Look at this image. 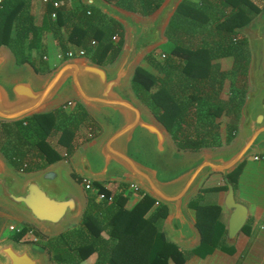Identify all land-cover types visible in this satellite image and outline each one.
<instances>
[{"label":"trees","instance_id":"obj_1","mask_svg":"<svg viewBox=\"0 0 264 264\" xmlns=\"http://www.w3.org/2000/svg\"><path fill=\"white\" fill-rule=\"evenodd\" d=\"M30 1L3 0L0 7V46L10 49L18 65L32 64L29 50L37 45L42 32L34 21ZM107 1L148 16L163 0ZM263 5L264 0H182L165 30L168 48L146 54L135 68L130 82L134 96L166 128L177 150L197 152L227 145L235 137L249 62L247 39L238 29ZM54 11L56 18L52 20L49 14ZM67 20L63 8L54 9L46 3L45 26L54 29L59 40L58 28L64 25L68 29V44L61 42L62 49L68 45L85 48L90 60L102 65L117 59L124 44L121 23L83 4L76 18ZM115 34L118 39L113 41ZM223 57L232 58V70L244 82L238 93L227 99L221 89L230 71L221 70L218 60ZM34 70L39 71L35 66ZM64 106L15 122L0 121V153L14 170L31 172L68 158L81 143L98 134L96 123L80 103L69 111ZM81 127L85 132L79 138ZM238 169L228 174L234 188ZM72 176L82 181L75 173ZM94 185L113 200L108 203L98 200L96 193H87L77 226L54 237L34 229L38 235L34 243L51 262L79 264L95 253L93 264H183L191 254H206L220 242L223 225L217 204L190 201L201 242L196 250L188 251L165 238L161 230L167 214L165 205L139 191L138 200L126 207L125 184L117 185V193L101 183ZM29 229L32 227L24 225L11 237L20 241Z\"/></svg>","mask_w":264,"mask_h":264},{"label":"water","instance_id":"obj_2","mask_svg":"<svg viewBox=\"0 0 264 264\" xmlns=\"http://www.w3.org/2000/svg\"><path fill=\"white\" fill-rule=\"evenodd\" d=\"M83 1L123 26L124 44L117 59L102 65L88 56L67 58L40 78L24 66L28 62L17 67L10 49L1 45L0 121L15 122L77 101L88 115L101 117L104 130L81 143L69 158L31 172L14 170L0 153V212L10 211L41 234L53 237L77 223L86 205L83 185L69 175L71 170L93 182L120 178L165 205L170 242L191 249L200 244L201 233L187 212L190 199L209 173L222 172L227 186L223 203L229 210L225 240L233 243L249 212L236 201L228 174L250 154H264V13L260 11L238 29L248 44L249 89L240 109L234 145L197 152L175 149L189 156L173 161L175 145L169 132L134 96L130 82L144 56L168 41L166 27L182 0H163L148 16L107 0ZM3 224L0 217V235ZM47 261L51 262L47 253L34 242L6 236L0 239V264Z\"/></svg>","mask_w":264,"mask_h":264},{"label":"crops","instance_id":"obj_3","mask_svg":"<svg viewBox=\"0 0 264 264\" xmlns=\"http://www.w3.org/2000/svg\"><path fill=\"white\" fill-rule=\"evenodd\" d=\"M55 1H58L60 3L58 8H63V13L67 18H69V20H73L76 18V14H78L81 4L87 7H94L85 3L83 0H55ZM45 9H46V4L38 0L30 1V10L31 13L33 14L34 21L36 25L41 27L42 32L40 33V38L39 41L37 42V45L29 50L30 60L32 61V64L28 63V64H24V66L27 65L31 67L32 70H34V66L38 68L39 71L37 72L34 70V72L35 75L40 78L46 76L51 70L57 67L64 59H66V58H60L59 54H63L67 49L78 48V47H73L71 45H68L66 49H62L60 47L61 42L68 44L67 43L68 29L64 25H61L58 28L59 31L58 35L61 38V40H59V38H56V36L54 35V29L50 30L44 24ZM260 11L264 13V5L261 7ZM49 16L52 20H55L54 18L51 17V13L49 14ZM165 44H168V41ZM230 58L231 57H223L218 60L222 65V69L226 70V67H223L225 66L224 63L228 65V68L230 64H232ZM142 61L143 59L140 61V63ZM17 67H22V65H19ZM245 79H246V75H245ZM248 89L249 87L247 86L246 90ZM223 95L224 93H222V96ZM72 102H73L71 104L72 106H74L75 103H78L77 101H72ZM63 105H66V103ZM72 106H69V109L70 107L73 108ZM89 117L97 125V129H96L98 131L97 135L102 133V131L104 130L103 128L104 126L101 117L100 116L98 117L97 115H93V114L92 115L90 114ZM97 135H95L94 137H96ZM231 143L227 145H221L219 147L224 148L229 146ZM216 148L218 147H215L214 149ZM72 155L73 153L70 156ZM255 156H257L258 158L255 159ZM237 168L239 169L236 176V187L234 188V197L236 201L242 203L248 208L249 215L247 222L239 231L236 240L233 243L228 244L225 239L227 235V221L229 217V210L226 209L223 203L224 196L227 191V186L225 187L226 184L222 172L209 173L201 181L198 190L190 200L197 199L202 204H217L220 206L221 210L219 214V220L223 225L220 242L210 252H207L206 254H202V253L191 254L183 264H264V154L262 153L250 154L235 169ZM73 173H75L79 177V175L74 170L73 171L71 170L69 175L72 178H74L72 176ZM97 183H101L102 185H104L106 189L111 190L112 192L115 193H117L116 188L119 183L125 184L126 189L124 193L128 195L126 207H131L138 200V194H135L131 190H129L128 183L125 182V180L123 179L110 178L107 180L98 181ZM84 191L85 190L83 188V192ZM84 195L85 198H87V193H85ZM4 211L5 212H0V217H3L4 219L3 231L6 234L10 226L15 227V225H21V227H23L24 225H28V223L25 222L24 219H22L21 217L12 214L10 211L7 210ZM168 212L169 210L167 209L166 215H168ZM187 212L190 215L192 221L195 222V211L193 208L189 207V204L187 207ZM166 217L162 221L161 230L165 233L166 238L169 241L173 242V240L169 237L168 233L165 230ZM80 221L81 218L77 223H75L74 225L70 226L67 229L74 228L80 223ZM32 229L35 228L32 227ZM103 235L107 236L105 233H103ZM179 248L184 249L183 247H179ZM196 248L197 246L185 250L192 251V250H196ZM93 256L96 257V254L93 253L86 260H89V258L90 257L92 258ZM86 260L82 261V263L85 262ZM169 264H173V262H170Z\"/></svg>","mask_w":264,"mask_h":264},{"label":"rangeland","instance_id":"obj_4","mask_svg":"<svg viewBox=\"0 0 264 264\" xmlns=\"http://www.w3.org/2000/svg\"><path fill=\"white\" fill-rule=\"evenodd\" d=\"M165 48H168V45L167 44H165V45H161V46H159L158 48H156V49H159V50H161V49H165ZM231 59V62H232V58H230ZM224 61V60H223ZM220 63V62H219ZM225 64V66H223V67H226V70H224V69H222V65L220 64V68H221V70H224V71H230V75L228 74V77L227 78H225L224 79V81H223V86H222V89H221V93H224V97L223 98H226L227 99V96H229V95H236L237 93H238V88H239V85L240 84H243L244 82L243 81H241L240 80V78L237 76V74H235L234 72H233V70H232V64H230V66H229V68H228V65L226 64V63H224ZM16 66H19L18 64H16ZM13 68V67H12ZM245 82H246V80H245ZM245 85H246V87L248 86L247 85V83H245ZM69 106H72V105H65L64 106V108L65 109H67V111L68 110H70V109H72L71 107H70V109H69ZM73 107V106H72ZM81 129H83V130H80V131H78V136H79V138L82 136V134L85 132V129L84 128H82L81 127ZM83 131V132H82ZM53 139V138H52ZM232 141H234V140H231V142ZM230 142V143H231ZM234 145V143L233 144H230L229 146H227L226 148H232V146ZM176 148L175 147H173V150H172V154H171V159L174 161V160H180V159H183V158H186V157H188L189 156V154L188 153H183V152H178V151H176L175 150ZM219 149V148H218ZM193 156V155H192ZM5 159V158H4ZM5 162L7 163V165H8V162L5 160ZM9 166V165H8ZM85 190V189H84ZM83 192V191H82ZM85 193H91V195L93 194V192H91V191H88V190H85L84 192H83V194H85ZM85 196V195H84ZM84 196H83V198H84ZM0 210L1 211H3L2 210V208H0ZM77 221H79V219L77 220ZM29 225V224H28ZM30 226V225H29ZM15 227L17 228V227H21V225H15ZM33 227V226H32ZM33 230V229H32ZM15 232V228L14 229H8L7 230V234L6 235H0V239H4V236H6V237H10V236H12V234ZM36 235V232H35V230H33V233L32 234H29L28 236H26V239H28V240H20V242H31L30 241V237L31 236H33V235ZM37 236V235H36ZM35 236V237H36ZM95 256H93L92 258L90 257L89 258V260H86L85 262H81V263H79V264H93L94 262H95ZM46 264H55V263H53V262H46Z\"/></svg>","mask_w":264,"mask_h":264},{"label":"built area","instance_id":"obj_5","mask_svg":"<svg viewBox=\"0 0 264 264\" xmlns=\"http://www.w3.org/2000/svg\"><path fill=\"white\" fill-rule=\"evenodd\" d=\"M44 4L46 3H51L54 9H57L60 5V3L58 1H53V0H38ZM2 2L3 0H0V7L2 6ZM51 17L52 18H56V12H51ZM118 39V34H115L112 36V40L116 41ZM91 44L94 45L95 41L92 40ZM79 56H87V51L85 48H77V49H67L63 54H59L60 58H73V57H79ZM73 102L69 101L66 103V105H71ZM258 157L255 156V159H257ZM83 185V188L85 190L91 191L93 193H96L97 197L99 200H107L108 203H110L113 200V196H108L106 197L105 194L103 192H98L97 188L94 185L93 181L87 180V179H82V181H80ZM128 189L131 190L133 193L138 194L139 191H141L137 185L133 184V183H129L128 184ZM15 228V232H19L21 230L22 227H14V226H10L9 229H14ZM34 230V229H33ZM32 229H29L26 231V233L22 236L21 240H28L26 239V236H28L29 234L33 233ZM36 235L34 234L33 236L30 237V241L34 242L38 240V235L35 237Z\"/></svg>","mask_w":264,"mask_h":264},{"label":"flooded vegetation","instance_id":"obj_6","mask_svg":"<svg viewBox=\"0 0 264 264\" xmlns=\"http://www.w3.org/2000/svg\"><path fill=\"white\" fill-rule=\"evenodd\" d=\"M2 235H6V233L3 231Z\"/></svg>","mask_w":264,"mask_h":264}]
</instances>
